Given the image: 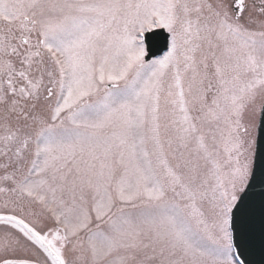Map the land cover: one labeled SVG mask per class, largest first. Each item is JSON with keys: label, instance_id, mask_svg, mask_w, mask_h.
Listing matches in <instances>:
<instances>
[{"label": "snow or ice", "instance_id": "6c2138e0", "mask_svg": "<svg viewBox=\"0 0 264 264\" xmlns=\"http://www.w3.org/2000/svg\"><path fill=\"white\" fill-rule=\"evenodd\" d=\"M0 264H264V0H0Z\"/></svg>", "mask_w": 264, "mask_h": 264}]
</instances>
